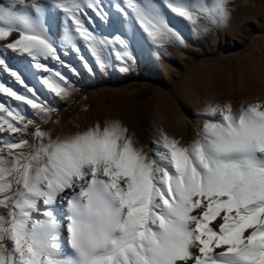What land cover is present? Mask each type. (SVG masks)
Returning <instances> with one entry per match:
<instances>
[{
  "label": "snow or ice",
  "instance_id": "snow-or-ice-1",
  "mask_svg": "<svg viewBox=\"0 0 264 264\" xmlns=\"http://www.w3.org/2000/svg\"><path fill=\"white\" fill-rule=\"evenodd\" d=\"M112 9L125 34L109 38L96 21ZM230 17V0H0V264H264V100L210 102L198 138L161 131L150 151L119 119L56 137L37 126L31 143L13 135L28 134V108L51 110L31 69L56 96L68 77L44 61L78 74L62 58L75 51L92 71L77 40L103 69L117 46L135 63L137 28L163 48ZM9 50L29 65L15 70Z\"/></svg>",
  "mask_w": 264,
  "mask_h": 264
},
{
  "label": "rangeland",
  "instance_id": "rangeland-1",
  "mask_svg": "<svg viewBox=\"0 0 264 264\" xmlns=\"http://www.w3.org/2000/svg\"><path fill=\"white\" fill-rule=\"evenodd\" d=\"M230 8V19L210 27L207 33L192 32L184 28V44L173 42L157 48L150 42H143L145 38L137 28L135 36L141 43L134 47L135 63L118 60L115 56L117 46V49L109 48L106 51L108 64L101 69L83 42L77 40L81 54L92 71H89L84 61L79 59L80 54L75 51H70L69 55L62 58L78 74L61 68L55 61H44L49 67L68 77L67 94L56 96L39 82L48 73L31 69L28 74L30 86L38 89L41 99L47 102L51 110L47 114H37L28 108V116L34 122L29 125L25 136L31 135L36 125L56 137L69 135L97 121L114 117L121 119L125 125L131 123L130 132L134 134L138 145H143L145 151H150L161 131L180 138L174 129L158 124L156 106L163 96L175 97L181 87H186L201 100L202 109L199 112L202 115L211 100L221 104L231 102L235 109H239L241 104L264 100V0H230ZM96 23L98 34L109 38L125 34L122 25L126 23V19L114 9L110 10L109 23H102L98 19ZM58 32L62 37V26L58 27ZM6 55L13 58L15 70L23 69L30 63V58L11 50ZM238 63L246 64L244 70H250L254 74L255 87L244 95L231 92L229 83L221 80L223 72L233 70ZM15 103L17 102L13 101ZM177 107L181 114L188 113L184 103L177 102ZM61 117L65 118L60 121ZM208 119L210 117L203 115L205 122ZM201 128L202 123L199 122L195 133L187 135L185 142L198 138ZM0 214L6 215V209L0 208Z\"/></svg>",
  "mask_w": 264,
  "mask_h": 264
},
{
  "label": "bare ground",
  "instance_id": "bare-ground-1",
  "mask_svg": "<svg viewBox=\"0 0 264 264\" xmlns=\"http://www.w3.org/2000/svg\"><path fill=\"white\" fill-rule=\"evenodd\" d=\"M104 2L105 4L113 5L117 2H120V0H104ZM53 11H56L58 15L62 17V13H59L58 10L54 9ZM15 37L16 35L13 34L9 39H14ZM244 65L238 63L234 69L232 68L233 70H228L222 74L221 80L227 81L231 87V92L238 95L246 94L248 90H250L255 84L253 72L250 70L245 71ZM201 72L204 71L201 70ZM177 102H182L187 106V114H181L177 107ZM210 102L213 103L212 100ZM201 104V100H198L192 92H190L186 87H181L177 90L175 97L163 96V98L159 100L158 105L156 106V120L159 125L174 129L177 135L185 142L187 135L195 133L199 122L202 123V126L205 123L203 120V115L199 112L202 109ZM63 118L61 117L59 120L62 121ZM101 122H103V120ZM126 126L129 128V130H131V123H128ZM35 127H37V125ZM14 137L16 139H28L30 143L32 142L31 135L25 136V134L18 133L14 134ZM24 151L27 152L29 149L25 148Z\"/></svg>",
  "mask_w": 264,
  "mask_h": 264
}]
</instances>
